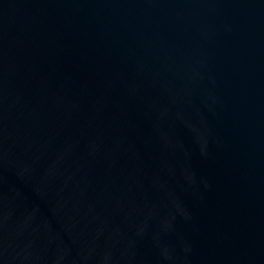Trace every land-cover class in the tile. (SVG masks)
Instances as JSON below:
<instances>
[{"label": "water", "instance_id": "obj_1", "mask_svg": "<svg viewBox=\"0 0 264 264\" xmlns=\"http://www.w3.org/2000/svg\"><path fill=\"white\" fill-rule=\"evenodd\" d=\"M0 264H264V0H0Z\"/></svg>", "mask_w": 264, "mask_h": 264}]
</instances>
